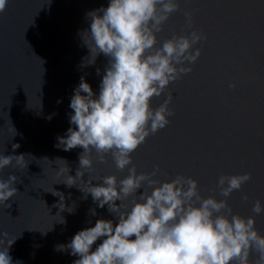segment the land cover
Listing matches in <instances>:
<instances>
[{
    "label": "water",
    "instance_id": "1",
    "mask_svg": "<svg viewBox=\"0 0 264 264\" xmlns=\"http://www.w3.org/2000/svg\"><path fill=\"white\" fill-rule=\"evenodd\" d=\"M108 3L8 0L0 14V155L30 154L25 155L27 168L20 169L13 162L0 170V179L19 178L17 195L6 202L11 207L0 205V233H7L0 239H16L9 250L13 264H73L78 257L57 251L56 246L67 244L98 219L115 220L107 206L99 208L91 195L83 199L78 187L60 183L65 177L57 178L56 171L65 165L55 162L57 157L64 158L71 168L69 174L76 175L83 149L63 151L56 147L57 137L72 126L69 104L81 76L99 93L102 75L96 69L103 72L107 58L101 55L94 66L80 68L89 50L79 33L89 27L86 13ZM179 3V11L157 34L158 46L192 30L207 38L195 46L202 49V55L190 65L192 71L169 86L174 97L170 108L175 112L169 117L171 123L147 138L132 154L133 163L138 172L149 173L158 165L157 178L162 181L178 174L193 177L202 195L218 199H224L218 190L213 192L220 175L251 173L252 179L227 199L234 213L255 215L251 211L255 201L264 202V0ZM186 12L192 13L191 28H186ZM233 83L235 88L230 87ZM166 96L155 97L153 107ZM14 144L19 145L15 150ZM94 168L91 175L96 177L123 179L128 175L127 169L117 170L110 157L107 163L94 161ZM83 179L87 182L88 174ZM97 182L102 181L93 184ZM53 188L64 194V203L75 209L73 213L53 207L60 203L59 196L47 192ZM93 208L94 216L90 214ZM63 217L66 224L58 223ZM256 227L264 233V213L256 216ZM256 255L251 258L255 260Z\"/></svg>",
    "mask_w": 264,
    "mask_h": 264
},
{
    "label": "clouds",
    "instance_id": "2",
    "mask_svg": "<svg viewBox=\"0 0 264 264\" xmlns=\"http://www.w3.org/2000/svg\"><path fill=\"white\" fill-rule=\"evenodd\" d=\"M7 4L8 0H0V14ZM179 9V0H109L107 7L86 13L89 27L79 36L89 55L79 67L94 66L101 55L107 63L103 72L96 69L97 75H102L98 94L81 76L71 96L72 126L57 137L56 147L66 152L80 147L83 151L75 176L69 174L68 162L57 157L55 162L63 161L65 167H59L56 176L65 177L60 183L67 187H78L83 199L91 195L99 208L107 206L115 220L98 219L67 244L56 246L57 251L78 257L73 264H264V233L256 227L264 202L257 199L251 209L255 215L245 217L234 213L227 199L252 179L251 173L220 175L213 192L218 190L224 199H218L202 195L199 181L193 177L178 174L162 181L157 178L158 165L149 173L138 172L133 163L132 154L150 135L166 128L171 123L169 117L175 115L169 86L190 73V65L202 55V49L195 46L207 37L198 30L173 35L158 46L157 34ZM185 15L186 28H191L192 13ZM165 93L166 98L154 108L153 99ZM18 147L14 144L13 150ZM25 155L30 154L0 155V170L13 162L20 169L27 168ZM109 157L117 170L127 169L125 178L91 175L94 161L107 163ZM18 180L16 175L0 179V205L11 207L6 202L17 195ZM78 181L87 187H80ZM47 192L60 197L53 207L61 212L75 211L66 206L62 192L54 188ZM242 199L247 201L248 196ZM90 214L96 215V210L91 209ZM58 223L66 224V220L63 217ZM53 229L54 225L49 231ZM0 236L6 238L7 233ZM15 240L0 239V264H13L9 250ZM253 253L257 254L255 260Z\"/></svg>",
    "mask_w": 264,
    "mask_h": 264
}]
</instances>
